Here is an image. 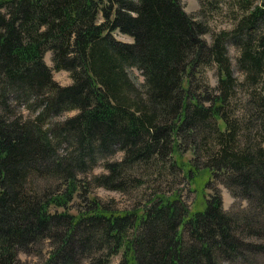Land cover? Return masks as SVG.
<instances>
[{
  "label": "trees",
  "instance_id": "1",
  "mask_svg": "<svg viewBox=\"0 0 264 264\" xmlns=\"http://www.w3.org/2000/svg\"><path fill=\"white\" fill-rule=\"evenodd\" d=\"M235 2L233 29L209 43L182 0H0V264L264 257V0ZM220 186L248 205L226 211ZM99 188L134 202L105 204Z\"/></svg>",
  "mask_w": 264,
  "mask_h": 264
},
{
  "label": "rangeland",
  "instance_id": "2",
  "mask_svg": "<svg viewBox=\"0 0 264 264\" xmlns=\"http://www.w3.org/2000/svg\"><path fill=\"white\" fill-rule=\"evenodd\" d=\"M236 0H182V6L184 10L191 15H195L199 20H203L208 23L210 33L206 34L204 38L211 43L212 42V37L214 34H217L223 30H232L235 21L234 17L235 16H241L242 14L241 9L238 8L235 2ZM254 6L260 5L262 0H253ZM115 37L126 43H131L133 40L120 33H116ZM228 51H229V56L232 62V67L234 71V75L240 79L243 80V74L239 70L237 66V58L239 57V51L232 45L228 44L227 45ZM45 61L48 66L52 67V55L49 53L45 57ZM54 79L57 83H59L62 86H69L72 84V79L70 77V74L67 71H54L53 73ZM130 75L132 80L138 85L141 86L144 84L145 79L144 76L142 75L141 71H139L136 68L130 69ZM209 82L211 86H216L218 83V77H217V72L215 70H210L207 72ZM75 113H67L63 117H61V120H64L67 117L73 116ZM122 157L121 152H117V154L114 156V159H120ZM104 172L103 166H99L98 168L95 169L94 174H101ZM177 188L180 190L182 189L185 191L183 194L185 197V200L188 204L189 209H193V202L196 200V193H189V191L183 187L182 184L178 185ZM220 189L222 190L223 194V200H224V209L226 211H231L233 208V205H235L234 198L230 194V192L224 188L223 186H220ZM207 192H210L208 190ZM96 198H99L102 200L105 204H111L114 206H117L119 208H129L132 206L134 202V195H123L115 191H109L104 188H99L94 190L93 195ZM205 196H199L198 198V203L195 206V209L197 210H203L205 209ZM239 205H243L246 207L248 204L245 201H239L237 202ZM256 212L258 211V208L255 207ZM73 212H76L74 210ZM243 256L245 255V258H247L249 264H264V257L263 256H258V255H253V254H247L244 253L242 254ZM22 262L26 264H41L42 259L40 257H35V256H27L22 254L20 256ZM121 260V256L114 257L111 261L110 264H119ZM240 258L236 259L235 262H238Z\"/></svg>",
  "mask_w": 264,
  "mask_h": 264
}]
</instances>
